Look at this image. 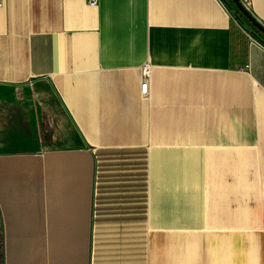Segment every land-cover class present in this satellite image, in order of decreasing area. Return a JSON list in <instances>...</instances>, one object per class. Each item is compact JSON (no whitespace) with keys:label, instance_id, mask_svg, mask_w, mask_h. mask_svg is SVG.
Instances as JSON below:
<instances>
[{"label":"crops","instance_id":"obj_1","mask_svg":"<svg viewBox=\"0 0 264 264\" xmlns=\"http://www.w3.org/2000/svg\"><path fill=\"white\" fill-rule=\"evenodd\" d=\"M238 1L0 0L2 264H264V0Z\"/></svg>","mask_w":264,"mask_h":264},{"label":"rangeland","instance_id":"obj_2","mask_svg":"<svg viewBox=\"0 0 264 264\" xmlns=\"http://www.w3.org/2000/svg\"><path fill=\"white\" fill-rule=\"evenodd\" d=\"M251 31H252L253 33H255V34L261 36V37L264 39V37H263V36L257 31L256 28L252 27V28H251ZM261 52H264V51H262V50H258V53H257V54H259V53H261ZM259 55H260V54H259ZM261 55H262V54H261ZM261 60H262V56H260V60L258 61V65H257V67H256L257 70H263V69H264ZM260 75H262V73H260ZM0 264H2L1 251H0Z\"/></svg>","mask_w":264,"mask_h":264},{"label":"built area","instance_id":"obj_3","mask_svg":"<svg viewBox=\"0 0 264 264\" xmlns=\"http://www.w3.org/2000/svg\"><path fill=\"white\" fill-rule=\"evenodd\" d=\"M1 3V2H0ZM96 3H97V0H90V4L91 5H96ZM145 73H146V78H145V80H144V83H143V85H142V93L143 94H146L147 93V86H148V82H147V76H148V74H149V70H148V68H146V70H145Z\"/></svg>","mask_w":264,"mask_h":264},{"label":"water","instance_id":"obj_4","mask_svg":"<svg viewBox=\"0 0 264 264\" xmlns=\"http://www.w3.org/2000/svg\"><path fill=\"white\" fill-rule=\"evenodd\" d=\"M236 2H238L240 4V2L238 0H236ZM245 13L250 17V19L259 27L263 30L264 32V28L250 15V13L248 12V10L244 9Z\"/></svg>","mask_w":264,"mask_h":264},{"label":"trees","instance_id":"obj_5","mask_svg":"<svg viewBox=\"0 0 264 264\" xmlns=\"http://www.w3.org/2000/svg\"><path fill=\"white\" fill-rule=\"evenodd\" d=\"M244 25V24H243ZM245 26V25H244ZM247 28V27H246ZM254 37L260 42V43H262L263 45H264V39L261 37V36H259V35H257V34H255L254 33ZM0 240H1V236H0Z\"/></svg>","mask_w":264,"mask_h":264}]
</instances>
